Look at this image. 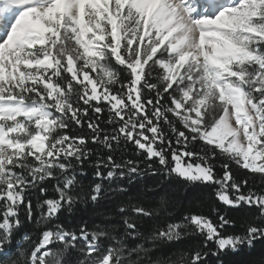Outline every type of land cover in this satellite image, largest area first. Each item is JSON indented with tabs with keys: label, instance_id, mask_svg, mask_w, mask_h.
<instances>
[{
	"label": "snow or ice",
	"instance_id": "1",
	"mask_svg": "<svg viewBox=\"0 0 264 264\" xmlns=\"http://www.w3.org/2000/svg\"><path fill=\"white\" fill-rule=\"evenodd\" d=\"M228 256L264 264V0H0V264Z\"/></svg>",
	"mask_w": 264,
	"mask_h": 264
},
{
	"label": "trees",
	"instance_id": "2",
	"mask_svg": "<svg viewBox=\"0 0 264 264\" xmlns=\"http://www.w3.org/2000/svg\"><path fill=\"white\" fill-rule=\"evenodd\" d=\"M127 156L134 158L135 154L131 150H129V152L127 153ZM244 171H247V170H244ZM249 175L259 177L261 174L249 173ZM92 179H94V177L92 175L91 168H90L88 171V180L90 181ZM256 184H257V186H259L261 184V181L259 179H257ZM49 192H51V187L49 188ZM79 206L81 208H87V206L85 204H80ZM196 206L198 207L199 205H196ZM74 216H76L75 210H73L72 212H67L60 218V220L58 222L65 224L66 226H72L73 223H77V224L80 223V221L78 219L75 222L72 220V217H74ZM37 219H39L38 215H37ZM84 219L86 221H88V223L90 224L91 221H97L98 222L100 217L96 213H91L89 215H85ZM81 226L83 227L84 225H81ZM33 227L35 228V231H33L31 235H32V238L35 239L36 231H39V228L42 226H33ZM89 230H91V229L89 228ZM187 239L189 241H192L193 244L188 249H181V251H183L185 253V255H187L188 252L191 251V247L195 246V242L197 241L198 238L197 237H189ZM17 243H22V244L27 245L29 243V241H25V240H23V237H21V239L18 240ZM241 260H242V257L228 256V257H225V264H241Z\"/></svg>",
	"mask_w": 264,
	"mask_h": 264
}]
</instances>
